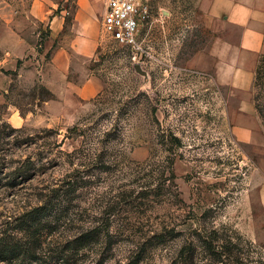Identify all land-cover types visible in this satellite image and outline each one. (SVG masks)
I'll return each mask as SVG.
<instances>
[{
	"label": "rangeland",
	"instance_id": "obj_1",
	"mask_svg": "<svg viewBox=\"0 0 264 264\" xmlns=\"http://www.w3.org/2000/svg\"><path fill=\"white\" fill-rule=\"evenodd\" d=\"M106 1L0 0V248L22 252L0 264H264L257 88L217 81L211 47L226 32L212 29L210 0H153L140 48L104 34ZM83 9L98 51L75 56L69 79L95 75L103 88L48 105L49 84L63 89L54 52L71 47ZM53 15L64 17L57 34ZM46 200L34 239L21 221Z\"/></svg>",
	"mask_w": 264,
	"mask_h": 264
},
{
	"label": "crops",
	"instance_id": "obj_2",
	"mask_svg": "<svg viewBox=\"0 0 264 264\" xmlns=\"http://www.w3.org/2000/svg\"><path fill=\"white\" fill-rule=\"evenodd\" d=\"M207 16L213 30L226 32L224 36L218 35L211 47L216 57L217 81L248 91L264 50V0H210ZM63 24V16L53 15L52 33L57 34ZM73 29L71 47H60L54 52L53 65L64 76L61 78L63 89L56 82L49 84L57 99H51L48 105L79 106L82 100L95 97L103 88L102 81L95 75L81 74L82 81L69 79L75 56L92 58L98 51V22L89 12L78 11ZM244 103L243 106H252L249 100L245 99ZM236 132L242 141L255 140L252 126L239 125Z\"/></svg>",
	"mask_w": 264,
	"mask_h": 264
},
{
	"label": "built area",
	"instance_id": "obj_3",
	"mask_svg": "<svg viewBox=\"0 0 264 264\" xmlns=\"http://www.w3.org/2000/svg\"><path fill=\"white\" fill-rule=\"evenodd\" d=\"M152 4L153 0H107L102 31L119 44L142 47L139 31L142 24L152 20Z\"/></svg>",
	"mask_w": 264,
	"mask_h": 264
},
{
	"label": "trees",
	"instance_id": "obj_4",
	"mask_svg": "<svg viewBox=\"0 0 264 264\" xmlns=\"http://www.w3.org/2000/svg\"><path fill=\"white\" fill-rule=\"evenodd\" d=\"M254 86L257 88V93L255 94V105L259 115L262 118L264 125V51L260 54L256 72L254 79ZM49 96L46 99H50L54 97V93L48 89ZM51 204V200L44 201L43 204L37 206L33 210H31L27 217V219H23L21 221L20 230L24 232V234L33 235L34 239H38L39 232H42L43 221H47L48 216H50L51 211L48 207ZM41 226V228H39ZM29 236V237H30ZM40 236V235H39ZM87 245V240H83L77 245V249L83 248ZM16 244L11 242L3 244V248H0V260L8 261L9 259L19 258L22 255V252L17 248ZM37 258V256H35ZM35 258V259H36Z\"/></svg>",
	"mask_w": 264,
	"mask_h": 264
},
{
	"label": "water",
	"instance_id": "obj_5",
	"mask_svg": "<svg viewBox=\"0 0 264 264\" xmlns=\"http://www.w3.org/2000/svg\"><path fill=\"white\" fill-rule=\"evenodd\" d=\"M134 68L137 73H139L141 76H143L144 81L147 82L150 79V74L148 70L145 69V66L141 62L134 63Z\"/></svg>",
	"mask_w": 264,
	"mask_h": 264
}]
</instances>
